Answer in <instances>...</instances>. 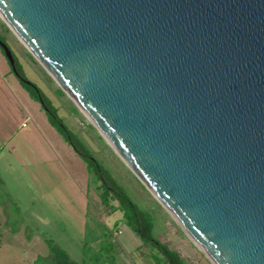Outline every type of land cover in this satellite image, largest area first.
I'll use <instances>...</instances> for the list:
<instances>
[{
  "label": "water",
  "instance_id": "95a60500",
  "mask_svg": "<svg viewBox=\"0 0 264 264\" xmlns=\"http://www.w3.org/2000/svg\"><path fill=\"white\" fill-rule=\"evenodd\" d=\"M0 18L211 264H264V0H0Z\"/></svg>",
  "mask_w": 264,
  "mask_h": 264
},
{
  "label": "rangeland",
  "instance_id": "374dc122",
  "mask_svg": "<svg viewBox=\"0 0 264 264\" xmlns=\"http://www.w3.org/2000/svg\"><path fill=\"white\" fill-rule=\"evenodd\" d=\"M0 37L17 58L28 81L50 100L67 128L88 148L146 218L151 223L155 219L152 236L170 242L174 230L187 236L169 214L167 220L158 217V209L144 199L125 167L117 161L119 157L113 149L69 97L56 93L55 89L60 90V87L49 79L46 71L1 18ZM6 64L3 59V68L8 69L9 74L0 80V264H55L51 249L63 251L74 264H120L119 248L107 235V230L97 232L94 222L87 219L73 221L78 216L73 215L70 206L64 203L66 198L79 197V192L65 186L69 179L51 150L57 151L63 144L70 154L73 151L51 125L49 129L45 113ZM59 153L68 171L75 168L74 178L82 183V188L87 183L88 198L93 201L98 183L95 176L88 169L84 171L87 166L76 155L72 163L65 154ZM56 186L59 189L55 190ZM98 193H103L102 188ZM50 198L61 200V204L51 206ZM114 206L119 208V202L109 199L104 207L111 210ZM94 208L93 204L88 213L92 220L96 219ZM115 216L120 218L119 214ZM123 226L118 222V227ZM116 230L112 228L111 233ZM96 233L99 236L96 237ZM174 239L177 241L178 238ZM147 251L156 252L150 246ZM186 264L191 263L186 260Z\"/></svg>",
  "mask_w": 264,
  "mask_h": 264
},
{
  "label": "crops",
  "instance_id": "0c3cea01",
  "mask_svg": "<svg viewBox=\"0 0 264 264\" xmlns=\"http://www.w3.org/2000/svg\"><path fill=\"white\" fill-rule=\"evenodd\" d=\"M3 59H5V63H7L6 65L9 66L8 62H6V58L4 57V55L2 54L0 50V80H2L3 76H6L9 74V70L7 69L5 71L3 68ZM10 72H11V69H10ZM48 77L49 79H51L50 76ZM55 91L57 94H59L60 90L55 89ZM46 120H47V117H46ZM47 123L49 125L48 126L49 129H51L50 128L51 126L48 120H47ZM44 140L48 142L47 139H44ZM62 140L64 141L63 138ZM65 143L64 145L67 144ZM51 152L55 156L56 160L59 161L60 167L64 170L66 177L69 179L68 183H65V186H70L72 189L76 190V192L77 191L79 192V197L77 198H66L67 200H65V198L63 199L65 200L64 205L70 206V209L73 211V215L78 216V218L74 219L73 221L81 222L82 219L84 220L87 219V220H90L91 223L94 222L93 227L97 230V232L103 233L100 229L107 230L105 232L107 233V235L108 234L110 235V238H112L113 240L112 242L113 243L115 242L119 248L118 256H119V259L121 260L120 264H165L163 257L159 253L156 254V252L150 253L147 251V247L143 245L141 239L126 225L124 221V214L120 209H116V211H111L107 207H104L105 204L102 202L100 195L98 193V190L100 187L99 182L96 183V189H95L96 194H94L96 195V197H94V200L92 201L90 198H88L87 183H84V188H82V183L76 181L74 178L75 172L73 170L75 168H72L71 171H68L64 167V164L62 163V159L59 153L61 152L62 154H65L67 158L73 163L75 159L74 155H76L74 151L72 152L73 154H70L66 146H63V144H60L57 151L51 150ZM117 161L120 162L123 165V167H125L127 173H129L130 175V179H132L131 180L132 183L136 185V187L139 188L140 192L144 195V199L147 201H151V203L154 204L155 207L158 209V213H157L158 217L161 219L167 220L166 217L168 216V213L166 212V210L155 200V198L148 192V190L141 184V182L137 179V177L120 160V158H118ZM81 168L82 166H80V170ZM84 171L87 172V167L84 168ZM54 189L55 190L59 189V187L56 186ZM49 202L51 206L61 204V200L57 198H54V199L50 198ZM93 204L95 205L93 213L96 215V219L94 220H92L90 218V215H88L90 208L92 207ZM114 208H117V207L114 206ZM117 214L120 215V218H117L115 216ZM105 217L106 219L104 220ZM118 222L120 224L123 223L124 225L123 228L118 227ZM154 222H155V219H154ZM154 222L152 223V232L155 228ZM112 228H117V230L111 233ZM99 233H96V237L99 236ZM170 237L173 238L171 239V242L169 240L161 241L159 238H155V239L158 240L160 243L164 244L169 250L176 253L179 256V258L183 261L184 264H186V260H189L191 264H203V263L211 264V262L199 250V248L191 240H189V238L185 234H182V232H178L177 230H174L173 232H171ZM174 238H178L177 241ZM172 244H176V245H172Z\"/></svg>",
  "mask_w": 264,
  "mask_h": 264
},
{
  "label": "trees",
  "instance_id": "16d2710c",
  "mask_svg": "<svg viewBox=\"0 0 264 264\" xmlns=\"http://www.w3.org/2000/svg\"><path fill=\"white\" fill-rule=\"evenodd\" d=\"M0 40L5 42L1 37ZM14 58L16 68L14 76L17 78L20 85L26 89L30 97L39 104L50 125L72 148L74 153L85 162L88 171L92 173L95 176L96 181L100 183L99 188H102L103 190V193L100 194L102 202L107 204L109 199L119 202V208L113 207L111 211L120 209L124 214L126 225L141 239L144 246H150L153 250H156V252L163 257L165 264H184L176 253L169 250L164 244L160 243L152 236V223L146 218L145 214L133 204L123 189L118 186L108 171L93 157L80 139L67 128L63 120L59 118L57 110L52 106L50 100L33 83L30 86L23 83V81H27L28 79L26 78L17 58L15 56ZM59 94L63 95V92L60 90ZM51 254L52 261L55 264H74L67 254L61 250L51 249Z\"/></svg>",
  "mask_w": 264,
  "mask_h": 264
}]
</instances>
